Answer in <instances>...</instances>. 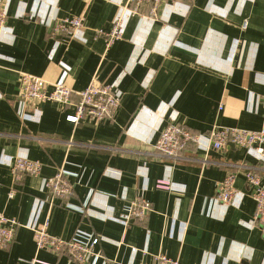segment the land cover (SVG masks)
Segmentation results:
<instances>
[{
    "label": "crops",
    "instance_id": "crops-1",
    "mask_svg": "<svg viewBox=\"0 0 264 264\" xmlns=\"http://www.w3.org/2000/svg\"><path fill=\"white\" fill-rule=\"evenodd\" d=\"M4 1L0 213L25 224L38 199V221L49 219L51 234L68 240L78 229L94 233L100 237L96 249L113 260L108 264L151 262L150 254L159 252L182 264H264L256 202L248 195L244 168L236 166L259 167L264 182V161L235 145L211 149L205 167L204 153L194 146L181 160L151 157V144L175 116L204 134L214 126L264 127V0H162L157 20L148 18L151 2L132 14V0ZM78 15L86 16L89 27L84 40L57 44L53 19ZM119 15L123 38L107 48L96 30H111ZM61 62L70 67L67 84L74 92L93 80L116 85L122 98L114 120L85 118L75 124L67 119L73 106L44 102L39 119L23 125L20 75L42 77L52 90L62 75ZM24 152L43 169L15 183L7 157ZM61 168L69 173L73 193L67 201L52 202L47 182ZM229 172H237L236 187L247 193L238 207L216 198ZM161 180L174 188H158ZM142 198L152 210L146 220L133 217L126 227L118 219ZM0 264L78 263L66 253L37 251L33 232L20 227L13 245L0 249Z\"/></svg>",
    "mask_w": 264,
    "mask_h": 264
},
{
    "label": "built area",
    "instance_id": "built-area-1",
    "mask_svg": "<svg viewBox=\"0 0 264 264\" xmlns=\"http://www.w3.org/2000/svg\"><path fill=\"white\" fill-rule=\"evenodd\" d=\"M135 1L134 9H129L132 14H140V5L151 2L153 9L148 18L157 20L158 8L162 0H132ZM7 4L0 0V40L7 27ZM85 15L73 17L54 18L52 23V36L58 39L57 44L69 45L74 40H84L85 32L89 28L86 23ZM124 17L119 15L115 18L111 30H96L97 37H103L107 48H110L116 41L123 38ZM246 26V25H245ZM244 26V27H245ZM62 75L54 84L53 89L49 90L48 82L42 77L24 72L20 75L19 100L20 108L18 116L23 125L28 120H38L39 105L44 102H56L64 108L67 105L73 106L75 112L67 115L70 122L78 124L82 119L90 118L97 122L104 120H114L116 112L121 103V93L115 84H100L96 80L85 88L74 92L67 84L70 74V67L61 62ZM73 96H78V101L73 100ZM264 108V105H263ZM30 110H34L33 115ZM38 118V119H37ZM233 142L236 146L247 150L248 154L264 161V127L261 130H250L238 127L214 126L207 134L194 132L185 124L177 121V117H172L169 124H166L160 131L159 139L151 144L153 152L151 157L154 159H169L173 161L184 159V152L192 144L204 153L201 160L205 167L209 160L207 153L211 150H222L228 143ZM78 142L69 141L68 144L74 145ZM7 164L14 177V182H18L24 175L39 176L43 169L40 160L30 158L27 153H18L7 157ZM239 168H244L246 184L249 188L248 195L256 202V222L259 229L264 234V182L260 168L254 165L236 164ZM63 168L48 179L47 187L51 192V201L62 199L67 201L73 193V184L69 180ZM237 172H229L223 180L219 182L216 194L217 200L225 206H240L247 195L246 192L236 187ZM158 188L171 190L174 184L170 180H161L157 184ZM16 189L10 191L12 198ZM67 205L76 208L69 202ZM42 201L36 199L32 214L27 223L22 224L17 218L9 217L0 213V249H9L16 240L17 232L20 227H26L33 232V239L37 248L49 250L57 254L66 253L78 264H97L102 260V264H108L113 260L107 259L96 248L100 240L94 233L78 229L71 239H64L49 232L50 220L38 221ZM82 212H85L81 208ZM152 210V205L144 198L132 202L128 211L122 215L121 221L126 227L131 218L137 221L146 220V215ZM137 252V248H134ZM143 256L149 254L142 250ZM151 262L138 264H182L180 260L173 259L165 253L159 252L150 254ZM115 262V261H114ZM136 264V263H134Z\"/></svg>",
    "mask_w": 264,
    "mask_h": 264
},
{
    "label": "bare ground",
    "instance_id": "bare-ground-1",
    "mask_svg": "<svg viewBox=\"0 0 264 264\" xmlns=\"http://www.w3.org/2000/svg\"><path fill=\"white\" fill-rule=\"evenodd\" d=\"M126 7H128V6H126ZM134 8H135L134 6L131 7V9H134ZM136 14H138V13H136ZM105 44H106V42H105ZM106 46H107V45H106ZM120 104H121V103H120ZM89 119H90V118H89ZM91 120H92V119H91ZM93 121L96 122V123H99V122H97V121H95V120H93ZM159 137H160V135H159ZM159 137H158V139H159ZM158 139H157V140H158ZM157 140H156V141H157ZM230 145H235V146H236V144H234L233 142H230V143H228V145H227L225 148H227V147L230 146ZM190 146H194V145L191 144ZM194 147H196V146H194ZM225 148H223V149H225ZM223 149H222V150H223ZM248 193H249V191H248ZM71 195H72V194H71ZM137 200H138V199H137ZM135 201H136V200H134L133 202H135ZM148 202H149V201H148ZM149 203H150V202H149ZM150 204H151V203H150ZM78 209H79V208H78ZM80 210H81V208H80ZM261 232H262V231H261ZM262 234H263V232H262ZM96 236H97V235H96ZM263 236H264V234H263ZM97 237H98V239L100 240V237H99V236H97ZM141 262H142V261H141ZM139 263H140V262H139Z\"/></svg>",
    "mask_w": 264,
    "mask_h": 264
}]
</instances>
